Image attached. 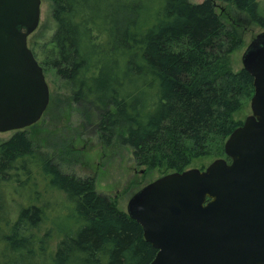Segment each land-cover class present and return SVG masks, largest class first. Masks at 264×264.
I'll return each mask as SVG.
<instances>
[{"label":"trees","instance_id":"1","mask_svg":"<svg viewBox=\"0 0 264 264\" xmlns=\"http://www.w3.org/2000/svg\"><path fill=\"white\" fill-rule=\"evenodd\" d=\"M225 1L264 30L260 0ZM50 3L56 26L40 63L61 81L54 103H76L81 126L131 146L147 170L228 157L225 142L244 122L235 113L255 89L230 65L243 39L215 0ZM35 142L25 130L0 141V264H150L158 250L141 223Z\"/></svg>","mask_w":264,"mask_h":264},{"label":"water","instance_id":"2","mask_svg":"<svg viewBox=\"0 0 264 264\" xmlns=\"http://www.w3.org/2000/svg\"><path fill=\"white\" fill-rule=\"evenodd\" d=\"M42 0H0V132L37 123L51 102L29 46ZM252 114L205 169L172 171L133 194L127 212L157 250L150 264H264V30L243 55Z\"/></svg>","mask_w":264,"mask_h":264},{"label":"rangeland","instance_id":"3","mask_svg":"<svg viewBox=\"0 0 264 264\" xmlns=\"http://www.w3.org/2000/svg\"><path fill=\"white\" fill-rule=\"evenodd\" d=\"M200 3L204 0H190ZM217 11L230 24L235 25L243 44L230 54V65L238 71L244 67L243 55L252 39L263 28L254 24L247 15L234 8L225 0H215ZM264 9V0H260ZM55 21L51 14L50 0H42V13L39 27L29 36V46L36 52L39 61H43V50L48 46L55 32ZM45 45V46H44ZM177 44L172 45L176 48ZM42 52V53H41ZM51 88V102L44 113L43 119L36 125L24 129L36 141L41 149L50 152L65 173L78 177L92 176L98 192L106 194L117 202L119 208L127 211L128 202L135 192L167 174L163 168L147 170L138 164L133 148L127 144L109 145L103 142L96 127L85 120L81 126L82 115L76 103L66 98L55 101L64 93L61 81L52 71L46 73ZM63 97V96H62ZM252 114L251 100L235 113V118L245 120ZM17 131L0 132V141L11 138ZM222 155L212 154L193 160L188 168H206L211 162ZM172 172V171H171ZM169 173V172H168ZM6 189V188H5ZM11 187L7 186L10 192ZM12 196V194H10ZM10 210L15 207L10 204Z\"/></svg>","mask_w":264,"mask_h":264}]
</instances>
